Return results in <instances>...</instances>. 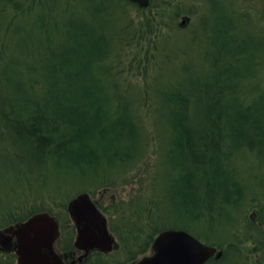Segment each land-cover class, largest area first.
<instances>
[{
  "label": "rangeland",
  "instance_id": "1",
  "mask_svg": "<svg viewBox=\"0 0 264 264\" xmlns=\"http://www.w3.org/2000/svg\"><path fill=\"white\" fill-rule=\"evenodd\" d=\"M220 2L225 4L224 11ZM3 4L19 9L14 16L0 11V26L8 25L4 37L7 47L4 55H0V119L3 122V127L0 124V213L5 207L22 205L24 201L28 202L27 205L42 204L50 207L51 213L61 218L62 235L66 228L71 229L74 224L66 205L63 206L62 203H66L76 193L86 190L85 187L97 182L106 174L113 176V181L110 182L106 178V185H92L94 192L90 193L102 211L109 203L119 201H122L121 206L126 208L127 200L132 195L139 198V202L133 204L138 208L154 190L158 191L159 197L163 199L161 188L167 184L169 196L165 197L163 202L171 201L170 205L172 200L177 202L178 191L185 183L178 177L172 180V176L180 174V171L178 168L172 169L169 160L163 158L166 146L161 142H165L167 138L168 156L172 150L180 155L173 146L175 139L172 135L170 138L167 135L168 131L174 135L171 129L173 125L164 127L168 130L164 131L162 125L156 122L159 113L167 110L159 102L160 93H143L145 87L150 91L159 85L171 83V80L174 82L183 65L192 66L195 63L197 53L203 54V48L208 46L207 33L216 17L222 15L219 14L220 9L221 12L235 17V36L239 35L242 48L247 51L246 57L240 58V61L257 68L256 76L250 75L248 85L254 87L264 72L260 70V65L264 67V0H153L151 5L144 8H138L126 0H34V3H31V0H0V8ZM82 10L91 14L90 19L95 18L93 23L100 24L108 32V36L118 33L117 40L113 41V47L110 46L103 62L109 65L114 63V66H111L113 69L109 68L108 72L111 77L121 80L118 90L126 87L123 85L125 80L134 79L135 83L141 85L140 87L132 84L133 90L128 92L134 97V110L140 115L141 132L143 140L146 141L139 143L137 157L134 154V161L128 165L121 166L117 159L112 158L113 161H101L95 168L85 172L77 169L76 153L64 158L67 162L71 160L68 163L62 159L41 161L40 151L33 148L30 141L20 140L10 116L7 120L6 116L2 115V111H7L9 105L14 106L21 98H28L29 92H22L20 87L21 83L25 85L27 74H35L39 78L43 76L44 80L40 81L45 83L46 63L56 48L53 46L61 44L67 39V35L76 39L80 36L77 24ZM61 17L66 22L74 19L75 28L73 29L70 23H59ZM146 17L156 23L155 28L151 23L154 33L144 32L143 37H137L140 40V44H137L134 32H130L133 43L126 44V37L133 29V25L128 29V24L134 23V28L137 24L144 27L142 21ZM186 17V22L179 25L181 19ZM202 19L206 20L205 25ZM53 23L54 26L59 25L58 28L54 27ZM87 27L90 25L87 24ZM47 38L52 43L47 42ZM146 49L149 50L147 56ZM252 49L256 52L253 53ZM77 51L78 49L76 53ZM251 60L253 64L249 62ZM128 65L131 67L130 72L127 71ZM45 91L43 88V92ZM122 92L116 94L121 97ZM41 95L38 93L34 97L29 96V99L37 102ZM43 97L46 99L44 93ZM222 148L228 151L227 156L233 154L230 159L226 156L220 162L221 166L230 170L232 182H228L226 187V197L229 201L217 202L221 196L216 193L211 197H202L203 201L198 200L197 215L186 212V216L190 217L183 220L184 225L190 228L193 234H198L203 242L209 243L210 240L219 239L240 241L245 234L251 235L252 226L248 221L250 216L254 218L252 224L258 226L261 232L240 243V252H225L222 262L264 264V151H257L258 146L255 144L253 148L245 144L232 147L229 139ZM156 198L155 193L154 200ZM208 203L211 208L206 207ZM179 212L168 215L163 225L182 227L183 222H179L181 217L176 220ZM254 212L257 217L253 216ZM104 214L108 218L106 212ZM5 217L6 215H0V222ZM2 226L4 224L0 227ZM248 247L259 248L248 251ZM7 254L0 251V264L5 263ZM124 256L125 253L116 248L107 258L128 264ZM93 258L94 254L86 264H90Z\"/></svg>",
  "mask_w": 264,
  "mask_h": 264
},
{
  "label": "trees",
  "instance_id": "2",
  "mask_svg": "<svg viewBox=\"0 0 264 264\" xmlns=\"http://www.w3.org/2000/svg\"><path fill=\"white\" fill-rule=\"evenodd\" d=\"M31 3H34V0H31ZM152 3L153 0H150L149 5ZM224 5L221 7L223 11ZM18 9L3 4L0 11L14 16ZM221 9L219 14L222 15L216 17L207 33L208 46L203 48V54L197 53L195 63L192 66L183 65L174 82L171 80V83L159 85L150 91L145 87L143 94L153 95V92L158 91L159 102L167 108L159 113L156 122L162 125L164 131H168L164 127L173 125L171 129L174 135L171 131H168L167 135L169 138L172 135L175 139L173 146L180 155L174 150L167 155L168 140L165 138V142L161 141L166 146L163 158L169 160L172 169L178 168L180 171V174L172 176V180L178 177L183 179L185 184L180 187L177 202L172 200V205L171 201L163 202L164 198L169 196L167 184L161 188L163 199L159 197V192L154 190L138 208L134 206L139 202L135 195L127 200L126 208L121 206L122 201L103 207V211L108 215L109 229L118 239V248L125 253L124 260L128 263L148 251L153 236L160 229L169 227L163 225L168 215L180 211L176 220L181 217V228L193 232L184 225V221L190 217L186 216V212L197 215L198 200L203 201V198L216 193L221 196L217 202L229 201L226 197V187L228 182H232L230 170L220 165L228 155V151L222 148L227 139L232 147L245 144L253 148L255 144L258 146L257 151H264V72L251 88V85H248L249 77L256 76L257 68L240 61V58L246 57L247 51L242 48L239 35L235 36V17L221 12ZM154 17L157 18L155 15ZM90 18L91 14L82 10L77 24L80 36L76 39L67 35V39L61 44L53 46L56 48L46 63L45 83L40 81L44 80L43 76L39 78L35 74H27L25 85L21 82L19 85L22 92H29L28 98L23 97L17 104L14 103V106L9 105L7 111H2L6 119L10 116L19 139L30 141L33 148L40 151L41 161L62 159L68 163L71 160L67 162L64 158L76 153L77 169L80 172L95 168L101 161H113L112 158L117 159L121 166L128 165L134 161V154L137 157L139 143L146 142L141 132L140 115L134 110V97L128 92L133 90L132 84L140 87L141 85L135 83L134 79L125 80L123 85L126 87L118 90L121 80L111 77L108 72L109 68L113 69L111 66H114V63L109 65L103 62L110 46L113 47V41L117 40L118 33L108 36V32L100 24L93 23L95 18ZM153 21L146 17L142 21L144 27L137 24L134 28V23L128 24V29L132 25L133 29L126 37V44L133 43L130 32H134L137 44H140L137 37H143L144 32L154 33L151 23L154 28L156 23ZM201 21L205 25L206 20ZM60 22L70 23L71 27L75 28L74 19L66 22L61 17ZM87 24L90 27H87ZM7 29L8 25L0 26V55H4L7 47L4 40ZM47 42L51 40L47 38ZM252 50L253 53L256 52L255 49ZM148 51L145 50L146 56ZM249 62L253 64L252 60ZM260 68L264 71L263 66L260 65ZM127 71H131L129 65ZM119 91H123L121 97L116 94ZM40 92L44 93L46 99ZM38 93L42 94L40 100L34 102L29 99V96L34 97ZM2 123L0 119L3 127ZM232 155L227 158L230 159ZM106 178L110 182L114 179L110 174H106L85 189L93 194L94 188L91 186L100 183L106 185ZM155 193L157 198L154 200ZM27 204L28 202L24 201L22 205L2 209L0 215L6 217L0 222V226L24 219L40 209L52 212L50 207L42 204ZM62 205L65 206L66 203ZM206 207L211 208V204L208 203ZM248 221L254 230H251V235L245 234L241 242L237 239H208L211 241L209 243L224 245L225 248L220 259L209 258L204 264H223L225 252H240V243L261 232L251 220ZM262 222L264 223V220ZM73 232L74 228H66L61 239L57 240L56 247L65 251L71 249ZM195 235L199 237L198 234ZM257 248L259 247L247 249L251 251ZM109 254L96 251L90 264H124L114 258H107ZM7 255L4 264H14V254ZM88 260L89 258L77 264H86Z\"/></svg>",
  "mask_w": 264,
  "mask_h": 264
},
{
  "label": "water",
  "instance_id": "3",
  "mask_svg": "<svg viewBox=\"0 0 264 264\" xmlns=\"http://www.w3.org/2000/svg\"><path fill=\"white\" fill-rule=\"evenodd\" d=\"M128 1L144 7L150 0ZM186 20L187 17L182 18L179 25ZM66 209L76 229L73 244L83 250L78 260L91 250L109 251L117 247V241L108 229L106 216L87 191L71 197ZM58 234L57 217L46 210L36 211L24 220L0 228V249L14 250L16 264H67L65 254L57 252L53 246ZM222 250L203 243L185 229L165 228L153 237L149 253L131 264H204L210 256L219 258ZM74 261L72 259L70 264Z\"/></svg>",
  "mask_w": 264,
  "mask_h": 264
},
{
  "label": "flooded vegetation",
  "instance_id": "4",
  "mask_svg": "<svg viewBox=\"0 0 264 264\" xmlns=\"http://www.w3.org/2000/svg\"><path fill=\"white\" fill-rule=\"evenodd\" d=\"M59 237H60V234H59V236L56 238V240H57ZM94 252H95V250H94V251H91V252L88 254L87 258L90 257ZM80 253H81V250H79V249H74V248H73V249L69 250L68 254H67V253L65 254V258H64L65 262H67V263L69 264L71 258H73V257H74V258L77 257ZM66 255H67V256H66ZM81 261H82V259H81ZM77 262H79V261L76 259V262L74 261V263H72V264H76Z\"/></svg>",
  "mask_w": 264,
  "mask_h": 264
}]
</instances>
